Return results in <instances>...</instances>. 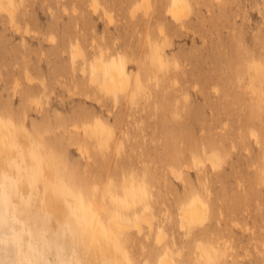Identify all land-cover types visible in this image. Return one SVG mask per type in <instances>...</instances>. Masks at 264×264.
<instances>
[{"label":"rangeland","instance_id":"rangeland-1","mask_svg":"<svg viewBox=\"0 0 264 264\" xmlns=\"http://www.w3.org/2000/svg\"><path fill=\"white\" fill-rule=\"evenodd\" d=\"M2 5L0 125L27 141L15 166L29 183L43 165L53 196L106 237L113 218L149 213L151 228L110 241L123 264H264V0ZM98 63L126 76V93L105 95L100 71L91 84ZM194 201L206 220L181 227ZM25 229L39 241L28 263L85 264L64 224Z\"/></svg>","mask_w":264,"mask_h":264},{"label":"bare ground","instance_id":"bare-ground-1","mask_svg":"<svg viewBox=\"0 0 264 264\" xmlns=\"http://www.w3.org/2000/svg\"><path fill=\"white\" fill-rule=\"evenodd\" d=\"M4 6H0V9L5 8ZM95 7L94 10L96 9ZM145 8H149L148 0H145ZM5 9H7L9 18L12 20L13 12L8 7ZM186 12L185 3L176 2L166 10V15L172 21L178 22L187 14ZM77 53L80 54V51ZM74 57L73 55L72 58L74 59ZM104 70L100 63L96 65V70L90 77L91 84L97 81V72L100 71L102 72V79L99 86L105 95L118 98L119 95L126 93V76L113 68ZM28 79L31 82V78L27 77ZM32 104L37 106L40 101L33 99ZM27 145L24 135L16 136L11 129L0 125V197L9 201V210L14 214L16 220L20 222L14 225L16 230L19 231L21 225L25 227L27 224H32L40 232L54 233L60 224H64L69 232V239L76 245L78 251L83 254L85 264H98L106 257L113 258L118 263L123 264L110 241L117 240L124 232H128L131 229L135 230L139 235L142 231V224L145 223H148V227L151 228V215L144 213L132 224L113 218L108 224V235L112 239L106 237L98 227L94 226L92 229L89 223L81 218V212H77L72 201H69L70 203L67 205L53 196L47 185L45 178L47 170L43 165H41L43 174L37 175L36 182L29 183V179L19 169V166H15L18 164L17 147L21 146L22 149H26ZM208 163L214 168L219 164L214 157L209 158ZM32 172H36L35 166L32 167ZM205 215L204 205L194 201L181 208V227H183V222L189 225L195 223H201L200 225H202L206 220ZM10 227L11 225L8 223L0 225V264H31L26 261V256L30 255L28 236L24 237V243L21 246H14L6 238ZM160 235L162 233L157 236V241H160V238L163 237V235ZM32 264L49 263L43 258H36V260H32ZM54 264L65 263L57 261ZM70 264H76V255L71 258ZM161 264H171L169 254L161 261Z\"/></svg>","mask_w":264,"mask_h":264},{"label":"clouds","instance_id":"clouds-1","mask_svg":"<svg viewBox=\"0 0 264 264\" xmlns=\"http://www.w3.org/2000/svg\"><path fill=\"white\" fill-rule=\"evenodd\" d=\"M10 203L6 198L0 197V225L8 223L11 225L7 240L14 246H21L24 243V237L28 236V248L30 252L37 251L39 241L35 240L32 234L25 229L23 225L17 231L14 225L20 223L16 220L14 214L9 210Z\"/></svg>","mask_w":264,"mask_h":264}]
</instances>
